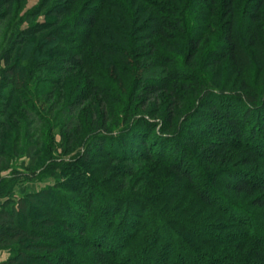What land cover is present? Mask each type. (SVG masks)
<instances>
[{
    "label": "trees",
    "instance_id": "1",
    "mask_svg": "<svg viewBox=\"0 0 264 264\" xmlns=\"http://www.w3.org/2000/svg\"><path fill=\"white\" fill-rule=\"evenodd\" d=\"M23 1L0 0L8 36L0 51V166L35 152L33 175L63 180L75 164L105 168L7 200L0 207L5 264H264V181L241 169L264 165V0H44L19 18ZM152 68L164 72L158 83L147 76ZM63 113L60 152L75 155L67 164L54 145ZM194 114L213 138L194 133ZM180 141L202 152L208 179L193 178L190 154L167 160L168 150L169 157L183 151ZM130 147L156 198L152 214L132 210L131 196L102 202L108 192L130 193L133 173L120 174L124 186L111 180L116 164L131 162ZM20 177L31 179L0 180V200ZM57 191L81 202L69 210ZM186 203L189 211L180 212ZM209 245L221 246L218 257L199 253Z\"/></svg>",
    "mask_w": 264,
    "mask_h": 264
},
{
    "label": "rangeland",
    "instance_id": "2",
    "mask_svg": "<svg viewBox=\"0 0 264 264\" xmlns=\"http://www.w3.org/2000/svg\"><path fill=\"white\" fill-rule=\"evenodd\" d=\"M43 1L44 0H24L23 1L24 4L21 5V10L19 12V18H24L27 15H29L30 13L37 11ZM38 19L44 20L45 17L40 16V17H38ZM5 25H6V23L0 22V51L5 46V41L7 40V37H8V36L6 37V35H5L7 33V29L5 28ZM26 25H27V23L24 24V26H26ZM254 72H255V68H254ZM163 73L164 72L161 68H152L151 70H148L147 76L151 82H157L158 83L159 81H161L164 78ZM4 94H5V96L7 95V93H4ZM159 101H161V100H159ZM162 101H163V99H162ZM4 103H5V101L2 100V103H1L2 108H3ZM2 108L0 107V110H2ZM65 115H69V114H67V113L61 114L60 119L58 120L57 125L54 128L53 132H54V137H55V141H54L55 142L54 143V145H55V157L57 158L58 162L65 160L64 163L67 164V162L69 160H71V158L74 157L75 155L73 156V154H72V155L63 156L60 152L61 151L60 150L61 148L59 146L61 144V138L59 135V133H60L59 131L61 129L60 123H61L62 119L65 118ZM191 120H192L191 129L194 130V133L196 135L202 136L203 138H213V137H210L209 134L207 133V128L204 125V123L202 122V119L200 118V116L198 114H194L191 117H189L190 122H191ZM140 131H142V130H140ZM143 131H145V128L143 129ZM135 134H136V132H135ZM132 135H133V133L128 138L129 139L132 138ZM163 140L165 141V138H162L161 140L154 138L153 140H149V141L153 142V144L158 142L159 145L158 144L157 145L161 146V145H163V142H164ZM195 146H196L195 144L189 143L187 141H180L179 143H176L175 147L180 148L183 151H180L178 153V155H176L174 157H169V156H171L170 152L172 150H168V152L166 154L167 160H171V161L177 160V158H182L185 153L188 155L190 154L192 156L187 157L185 159V161L189 164V166L191 165V167H189V169L191 168L190 172H192V170H193V172L195 171L194 175H193L195 177H193V178H198L200 180L201 179H208V175H204V172H202V169H201L202 168L201 165H204L202 152H200L198 149H196ZM144 150L145 149L142 148L141 151H139V152L143 153ZM128 152H130L128 154V156H130V160L128 159V161H131L132 160L131 159L132 154H133V148L130 147L128 149ZM10 156L11 157H6V158L2 159L1 166H0V180L5 179L8 181L12 176H14V174H15V176H17V175L27 176L28 178H31V179H27L25 177H20L19 178L20 180H17V182H15L14 187H13V193L10 195V197L3 199V200H0V207L7 200L8 201L10 200L11 202L14 201V203H18V201L23 197H26V196L31 195V194H39L41 192L51 190L56 186H60V184H64V182H65V184H67L68 180H69L68 184H71L72 182L70 180H72V178H75V176L80 177V179L83 180L82 176L85 175V178L90 179L91 178L90 175L92 174V172L94 170L99 171V169L103 170L105 168V163H103V165L102 164L99 165L100 166L99 169H89V167H85L83 164H80V165L75 164L74 167L67 170L66 173L63 175L67 179L63 178V180L62 179L59 180L55 177L50 176L47 171H43V170H37L36 174L33 175V173H32L34 170L33 168H35L37 166L35 163V157H34L35 152L29 153L26 155H22V156L21 155H19V156L18 155H16V156L10 155ZM157 157L161 158L159 155L154 156V158H157ZM122 158H124V156L120 157L121 160H122ZM136 158H137V156H136ZM145 164L149 168L158 169V166H155L151 163L150 164L145 163ZM116 165H117V167H115L116 170L114 171L113 177L109 176V178L112 177L111 180H114L115 183L122 184L124 186L126 183H125L124 179L121 178L120 174H122L124 172H126L127 174L133 173L134 177L132 179L131 187L129 189L130 193L126 194V195H121V193H117V195H115L116 193L108 192L109 195H106L105 197L103 196L104 197L103 201L102 200L101 201L105 204V202H107L110 199V197L112 196L111 194H113V196H115V197H122V198H123V196H131L132 199H134V200L133 201H132V199L128 200V204L131 205L130 207L132 208V210L136 209V211L134 210L136 213L137 212L140 213L142 210H144V214H152V213H154V211L155 212L159 211L158 205L153 204L155 197L150 198L149 195L152 193H147V191H145L144 186H145V183L147 181L144 179V177L139 175L140 173H138V171H137V170H139L137 164H133L131 161L130 163L116 164ZM59 168H61V167H59ZM162 169L163 168H160L159 172H161ZM241 169H244L246 171L249 170V173L252 172V174H255L261 182L264 181V165L261 166L260 168L259 167H257V168L243 167ZM59 170L60 169H58L56 171L57 174L62 173ZM136 171H137V173H136ZM158 175H159V178H161L160 181L162 183L165 182L163 179V176L166 177L165 174H163V176H161V173H159ZM107 179H108V177L105 176L103 178V180H104L103 182H107L106 181ZM167 179H166V181H167ZM100 183L96 186L98 188V191L103 190V188L106 190V187H104L103 185L101 186ZM123 183H125V184H123ZM77 187H78V185H76V188ZM95 191L96 190L94 189V192ZM57 192H59L61 194V196H60L61 197L60 198L61 203L65 204V205L70 204V205H68L69 210L74 207V204L81 202L80 197L75 195L74 193H71V192L65 193V192H61V191H57ZM188 194H190V193H188ZM191 195L192 194H190V197H191ZM98 197L100 198L101 196L99 195L96 197V195H95L96 200H98ZM139 198L143 201L142 207L136 206V205H138L137 199H139ZM101 201H100V203H97V204L100 205ZM181 201H184V200L181 199ZM177 203H178V201H177ZM236 203H240V201H236ZM187 204L188 203H186V207L180 206L181 207L180 212H183L185 210L189 211ZM99 205H97L98 207H96V209L99 208ZM243 207L246 208V210H247L248 206L247 207L243 206ZM195 211L194 212L191 211V213H189V216L191 214L194 215ZM249 211H250V213H255V212H258L259 210L252 208ZM205 214L208 216L209 211H205ZM122 218L123 217H121V215L119 213V220ZM196 220L199 221V218H197ZM202 221L205 224L204 219H202ZM220 221L223 222V224H224L223 226H225L227 224L226 220H220ZM220 221L216 222L214 220L213 221L211 220L210 223L214 222V227H216L217 225L220 224ZM255 221H256V219H255ZM253 225L257 229H260V227H262V221L261 220L258 222L256 221L255 223L253 221ZM192 227L196 229V227H194V226H192ZM216 228H218V227H216ZM211 232H212V235H214L216 237L220 236V235H218L219 234L218 231L213 230V231H210L209 234ZM177 233H178V235H181V237H182L181 240L185 241L186 243H191L192 240L190 241V237L188 235H185L184 233L181 234L180 231H177ZM77 237L79 238L78 235H77ZM172 244H173V242H172ZM192 244H193L194 248L197 247L196 245H194V243H192ZM213 246H216V247H213ZM220 247L221 246H218V245H209V246H206L204 248H199V253H201L202 255L204 254V257H205V255L207 257L208 255H211V253L217 252V257H218L219 252L217 251V248H218V250H220L221 249ZM9 257H10V255L6 251L0 252V264H5L8 261Z\"/></svg>",
    "mask_w": 264,
    "mask_h": 264
}]
</instances>
